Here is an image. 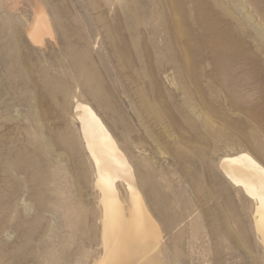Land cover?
Segmentation results:
<instances>
[{"label":"rangeland","instance_id":"rangeland-1","mask_svg":"<svg viewBox=\"0 0 264 264\" xmlns=\"http://www.w3.org/2000/svg\"><path fill=\"white\" fill-rule=\"evenodd\" d=\"M77 103L128 155L158 264H264L254 200L218 165L264 166V0H0V264L104 253Z\"/></svg>","mask_w":264,"mask_h":264},{"label":"bare ground","instance_id":"bare-ground-1","mask_svg":"<svg viewBox=\"0 0 264 264\" xmlns=\"http://www.w3.org/2000/svg\"><path fill=\"white\" fill-rule=\"evenodd\" d=\"M45 26V19L39 17L32 32H45ZM77 104L76 116L82 122L81 132L93 161L94 185L102 206L104 253L94 264H158L152 253L159 247L162 234L143 200L128 155L97 114L88 105ZM219 163L230 183L254 200V229L264 249V166L247 151L225 155ZM120 185L127 189L128 206Z\"/></svg>","mask_w":264,"mask_h":264}]
</instances>
